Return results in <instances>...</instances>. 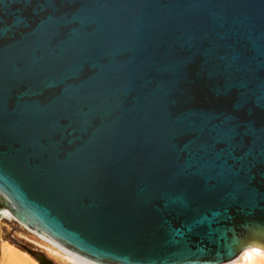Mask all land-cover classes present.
I'll return each mask as SVG.
<instances>
[{
	"label": "water",
	"instance_id": "1",
	"mask_svg": "<svg viewBox=\"0 0 264 264\" xmlns=\"http://www.w3.org/2000/svg\"><path fill=\"white\" fill-rule=\"evenodd\" d=\"M2 216L92 264L264 251V0H0Z\"/></svg>",
	"mask_w": 264,
	"mask_h": 264
},
{
	"label": "rangeland",
	"instance_id": "2",
	"mask_svg": "<svg viewBox=\"0 0 264 264\" xmlns=\"http://www.w3.org/2000/svg\"><path fill=\"white\" fill-rule=\"evenodd\" d=\"M20 226V227H19ZM25 230V231H24ZM0 264H6L7 261L10 263L18 262L19 264H37V262L31 258L28 254L23 252L21 249L17 248L11 244L7 239V234H10L12 238L20 241L29 248H36L43 250L46 257L53 261L55 264H78L73 261L74 257L70 254H66L65 251L52 245L48 241L41 239L36 234L24 229L21 225H17L14 221H9L6 218L0 220ZM6 248L8 252V257L6 260L3 258L1 250ZM243 254H247L249 258H255L264 261V253L255 251V253L250 251H245ZM260 254V255H259ZM242 255V254H241ZM247 256V257H248ZM240 257V256H239ZM258 257V258H257ZM4 259V260H3ZM238 259V258H237ZM5 261V262H4ZM239 261V260H238Z\"/></svg>",
	"mask_w": 264,
	"mask_h": 264
},
{
	"label": "bare ground",
	"instance_id": "3",
	"mask_svg": "<svg viewBox=\"0 0 264 264\" xmlns=\"http://www.w3.org/2000/svg\"><path fill=\"white\" fill-rule=\"evenodd\" d=\"M3 218H6V219H9V220H11V221H14V222H17L16 220H15V218L14 217H8V216H2ZM21 225V224H20ZM24 229H27L28 231H30V232H32V233H34V234H36L38 237H40L41 239H44V240H46V241H48L49 243H51L52 245H54V246H56V247H58V248H60L61 250H63V251H65L64 249H62L61 247H59V246H57L56 244H54L53 242H51V241H49L48 239H46V238H44L43 236H41V235H39V234H37L36 232H34V231H32V230H30V229H28V228H26L25 226H23V225H21ZM247 251H250V252H253V253H255V251H258V252H262V253H264V251H262V250H259V249H248V250H246V252ZM66 252V254H70L69 252H67V251H65ZM245 252V251H244ZM1 253H2V255H3V258L6 260L7 258H9L8 256V252L6 251V248H3V250H1ZM72 257H74V259L73 260H76V261H73V262H75V263H78V264H92V263H90V262H87V261H85V260H82V259H80V258H78V257H76V256H74V255H72V254H70ZM260 255V254H259ZM248 255L247 254H243L242 253V255H240V257H238V259H236V260H234V261H232L231 263H229V264H264V261L261 259V260H259V259H255V258H249V256L247 257ZM258 258V257H257ZM3 259V260H4ZM239 260V261H238ZM5 262V261H4ZM6 264H19L18 262H12V263H10V261H7V263ZM74 264V263H73Z\"/></svg>",
	"mask_w": 264,
	"mask_h": 264
},
{
	"label": "flooded vegetation",
	"instance_id": "4",
	"mask_svg": "<svg viewBox=\"0 0 264 264\" xmlns=\"http://www.w3.org/2000/svg\"><path fill=\"white\" fill-rule=\"evenodd\" d=\"M11 237V235L10 234H7V237H6V239L8 240V238H10Z\"/></svg>",
	"mask_w": 264,
	"mask_h": 264
}]
</instances>
